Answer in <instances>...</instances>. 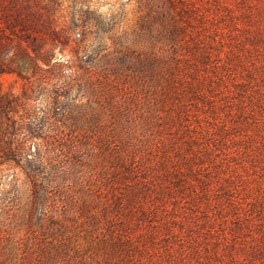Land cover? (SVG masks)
I'll list each match as a JSON object with an SVG mask.
<instances>
[{"label": "rangeland", "instance_id": "374dc122", "mask_svg": "<svg viewBox=\"0 0 264 264\" xmlns=\"http://www.w3.org/2000/svg\"><path fill=\"white\" fill-rule=\"evenodd\" d=\"M252 1L197 0L172 42L153 0H18L50 28L12 29L13 0H0V91L48 166L40 204L0 152V262L264 264V44L250 40L264 0ZM139 179L146 195L118 210ZM117 235L132 238L120 251Z\"/></svg>", "mask_w": 264, "mask_h": 264}, {"label": "trees", "instance_id": "16d2710c", "mask_svg": "<svg viewBox=\"0 0 264 264\" xmlns=\"http://www.w3.org/2000/svg\"><path fill=\"white\" fill-rule=\"evenodd\" d=\"M16 1L18 0H13L14 6L16 8L15 21H12V23L11 22L7 23V26H9L10 29H12V27H15L16 25H20L22 27L41 26L43 28H50V26L47 25V22L41 21L42 19L41 13L34 11L30 2L23 3L24 4L23 7L19 8L16 6ZM153 1L155 6L157 7L158 18L161 22L162 27H164L165 29V34L168 32L166 38L171 39L172 42H175L178 39L181 40L182 39L181 35L184 34V28H185L184 15L187 13L188 8L197 7L196 6L197 0H153ZM213 1L215 5L219 6V8L220 6H222L221 4L223 3L222 2L223 0H211V1L206 0V4H212ZM242 2L243 4L244 3L246 4L247 8H250L253 5L252 0H242ZM23 9L25 11H23ZM207 11L209 12V9ZM248 12L250 15L256 13L252 9H249ZM258 15H260L259 16L260 22L258 23L256 29L254 30V33L250 37V40H252V42L255 43V46L256 44L258 45L264 44V25L262 24L264 22H261L262 19H264V13L260 11L258 12ZM25 17H35L37 18L38 22L35 23L34 20L27 21V18ZM51 32H53V29H51ZM159 59H162L164 64H166L170 74H174V71L176 70L175 69L176 65L172 66V61L176 62V57L173 56L172 54V56L169 59L167 57V54H161L159 55ZM187 85L189 88L195 89V87L192 84L187 83ZM13 108H14V100L12 98L3 95L0 91V118L1 116H3L6 119L5 122L0 121V142H1L0 152H2V156L4 157V159L15 160L18 163L22 164L21 166L25 170L29 182L31 183L35 202L38 200V202H40L41 204V200L43 196L42 193L44 191V186H45L44 174L47 171L48 166L43 160V156L40 152L39 147H37V150L33 153L27 149V144H26L28 141L34 142V139L39 135L37 136L34 131L35 129L31 128V123L17 122L15 119H13L12 115L10 114V112L13 111ZM23 129H25V131H23ZM18 132H22L21 135L22 137H20V139L12 140L6 138L8 134L17 135ZM2 141L4 142V144L2 143ZM36 144L37 146H39L38 143ZM121 161L124 163L123 159H121ZM133 163L138 164L139 161L137 159H134ZM163 172L164 173L168 172V170L165 169ZM145 182L146 181L139 179L134 184H132L133 186L130 185L127 192V197H126L127 200L124 202L121 201L116 202V208L118 210L119 209L122 210L125 207L134 208V205L137 202H139L138 200L139 197L142 194L143 197L146 195ZM0 209H1V203H0ZM116 238L117 239L112 241L115 251H120L121 248L125 246V243L127 241L132 240L130 236L124 237L123 235H117ZM61 243L62 242L58 243L59 245L56 244L57 246L54 243L52 246V248L55 249L57 253L61 251L58 249H60V247H63L61 246ZM4 253H6V251H4V248L2 247L0 249L1 256H3ZM4 263H5L4 261L0 262V264H4Z\"/></svg>", "mask_w": 264, "mask_h": 264}]
</instances>
